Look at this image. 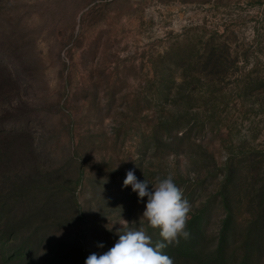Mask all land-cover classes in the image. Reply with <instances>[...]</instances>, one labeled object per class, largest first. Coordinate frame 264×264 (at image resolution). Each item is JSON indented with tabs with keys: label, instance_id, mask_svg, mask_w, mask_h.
<instances>
[{
	"label": "rangeland",
	"instance_id": "rangeland-1",
	"mask_svg": "<svg viewBox=\"0 0 264 264\" xmlns=\"http://www.w3.org/2000/svg\"><path fill=\"white\" fill-rule=\"evenodd\" d=\"M129 170L191 204L174 264H264V0H0V264L161 241Z\"/></svg>",
	"mask_w": 264,
	"mask_h": 264
},
{
	"label": "clouds",
	"instance_id": "clouds-1",
	"mask_svg": "<svg viewBox=\"0 0 264 264\" xmlns=\"http://www.w3.org/2000/svg\"><path fill=\"white\" fill-rule=\"evenodd\" d=\"M129 185L141 200L147 198L142 218L151 228L159 230L162 240L153 242L143 228L119 231V239L111 248L99 255L90 254L85 264H174L163 249L169 245H178L182 237L186 239L189 236L186 229L191 211L190 202L172 175L152 185L146 179L137 180L134 171L129 170L123 186ZM98 246L103 247V244Z\"/></svg>",
	"mask_w": 264,
	"mask_h": 264
}]
</instances>
